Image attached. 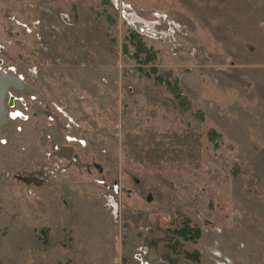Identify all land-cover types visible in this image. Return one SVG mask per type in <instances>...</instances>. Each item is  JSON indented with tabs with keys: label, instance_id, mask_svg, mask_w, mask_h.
I'll list each match as a JSON object with an SVG mask.
<instances>
[{
	"label": "rangeland",
	"instance_id": "obj_1",
	"mask_svg": "<svg viewBox=\"0 0 264 264\" xmlns=\"http://www.w3.org/2000/svg\"><path fill=\"white\" fill-rule=\"evenodd\" d=\"M0 59V264H264V0H0Z\"/></svg>",
	"mask_w": 264,
	"mask_h": 264
},
{
	"label": "water",
	"instance_id": "obj_2",
	"mask_svg": "<svg viewBox=\"0 0 264 264\" xmlns=\"http://www.w3.org/2000/svg\"><path fill=\"white\" fill-rule=\"evenodd\" d=\"M24 86L25 85L20 76L11 73L0 72V126L7 122V116L4 105V95L6 90L10 87L17 90H22ZM36 108L37 106L35 107V109ZM49 129H52L53 131H50ZM45 133H50L52 141L55 142L61 136L60 126H50L45 130ZM65 156H70V150H68V153H66Z\"/></svg>",
	"mask_w": 264,
	"mask_h": 264
},
{
	"label": "flooded vegetation",
	"instance_id": "obj_3",
	"mask_svg": "<svg viewBox=\"0 0 264 264\" xmlns=\"http://www.w3.org/2000/svg\"><path fill=\"white\" fill-rule=\"evenodd\" d=\"M1 60V59H0ZM1 63H2V60L0 61V72H6V73H11V74H14V73H12V72H10V71H7L6 69H2L1 68ZM14 75H16V74H14ZM21 77V79L23 78L22 76H20ZM23 83H24V81H23ZM24 85H25V83H24ZM25 87V86H24ZM9 90L10 91H15V90H17V89H14V88H12V87H10V88H8L7 90H6V92H5V95H4V105H5V111H6V116H7V121H8V113H7V109H6V107H13L14 105H15V101H16V99L18 98L16 95H14V93L13 92H9ZM18 91V90H17ZM37 109V108H36ZM12 115V114H11ZM18 115V114H17ZM22 116V115H21ZM50 131H53L52 129H49ZM60 131H61V136H60V138L62 137V130H61V127H60ZM46 136H49L50 137V139H51V134L50 133H47V135ZM59 138V139H60ZM58 139V140H59Z\"/></svg>",
	"mask_w": 264,
	"mask_h": 264
},
{
	"label": "built area",
	"instance_id": "obj_4",
	"mask_svg": "<svg viewBox=\"0 0 264 264\" xmlns=\"http://www.w3.org/2000/svg\"><path fill=\"white\" fill-rule=\"evenodd\" d=\"M18 113H19V112L16 111V112L12 113V115H13V116H15V115L17 116Z\"/></svg>",
	"mask_w": 264,
	"mask_h": 264
}]
</instances>
